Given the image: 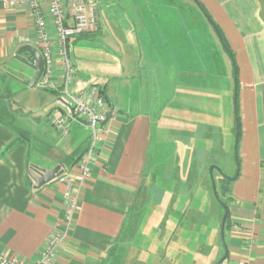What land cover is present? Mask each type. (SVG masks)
Returning a JSON list of instances; mask_svg holds the SVG:
<instances>
[{
	"label": "crops",
	"instance_id": "1",
	"mask_svg": "<svg viewBox=\"0 0 264 264\" xmlns=\"http://www.w3.org/2000/svg\"><path fill=\"white\" fill-rule=\"evenodd\" d=\"M64 1L70 12L72 0ZM196 1L221 30L234 55L236 68L233 66L234 70L229 71L226 68L222 56L225 53L228 60L232 57L206 16L214 38L210 34L209 44L202 48L197 42L200 34L195 32L192 37V29L186 28L188 37L180 38L175 36L173 28L170 38H180L176 41L179 43L170 40L167 43L164 32L159 29L156 37L152 28L147 27L148 22L141 18L140 36L151 59L140 65L132 50L126 57L122 56L119 68L111 69L109 74L103 72L100 83L91 84L90 78L89 82L74 83V94L93 86L107 98L116 114L110 123L111 135L100 144L91 176L81 189L80 210L69 228L65 223L67 185L58 177L35 189L29 172L61 166L63 177L76 174L78 162L90 144V129L72 121L69 139H59L56 128L49 123V114L55 107L47 111L45 121H40V130H14L0 120V251L34 262L49 237L63 233L65 241L52 264H106L125 232L135 205L151 201V191L163 192L154 182V173L161 170L169 174L177 183L174 184L177 190L180 179L188 181L195 170L197 141H210L206 131L211 129L215 141H220L221 118L216 100L221 98L216 92L217 82L226 84L225 89L228 93L229 88L230 92L229 77L234 72V94L236 74L239 82L241 164L229 202L225 261L226 264H264V0H191L202 11ZM145 16L146 13L141 15ZM47 23L55 39L49 17ZM96 31L100 34L102 31L97 19L94 30L72 37L69 46L72 39ZM24 46L40 51L33 14L26 7L7 10L0 7V65L12 58L17 60L18 51ZM213 47L217 56L211 50ZM53 49L55 63L47 81L60 84L62 68L57 46ZM23 57L34 64L28 53ZM168 74L173 77V86L165 85ZM172 87L173 96L168 104L173 108L169 112L163 105ZM233 107L228 112L236 127ZM197 130H201L199 136H195ZM35 136L39 141H34ZM167 141L174 153L168 150L170 153L165 157ZM36 142L39 144L35 145ZM10 144L13 145L5 153ZM31 150H35V157L30 155ZM182 182L185 189L177 190L178 193L188 190L189 183ZM157 202L161 204L158 198Z\"/></svg>",
	"mask_w": 264,
	"mask_h": 264
},
{
	"label": "rangeland",
	"instance_id": "2",
	"mask_svg": "<svg viewBox=\"0 0 264 264\" xmlns=\"http://www.w3.org/2000/svg\"><path fill=\"white\" fill-rule=\"evenodd\" d=\"M94 1L96 19L101 24L102 31L101 34L96 31L84 38L72 39L69 54L78 74L75 84L84 83L89 78L92 80L91 84L100 83L101 76L104 73L109 74L111 69L119 68L122 56L126 57L132 50L140 65L151 59L149 50L140 36L141 18L142 21L148 22L147 27L152 28L151 32L156 37L159 35V29L164 32L167 43L169 40L176 42L181 37L187 38L186 28L192 29V37L195 32L196 35L200 34L201 39L197 40L200 48L209 44L210 34L214 38V32H210V25L204 13L191 0ZM145 13L146 16L141 17ZM154 15L157 16L153 17ZM173 28L175 36H181L180 38H170L173 36L171 34ZM133 43H135L134 49H132ZM181 46L185 47L183 44ZM211 50L217 56L215 47ZM224 55L222 57L226 68L228 71L232 70L234 68L232 59L228 60V56ZM1 71L3 73L0 74V120L14 130L20 128H25L28 132L36 128L40 130V121H45L47 111L57 107L58 93L48 89L42 79L35 87H30L35 75L31 64L12 58L0 65ZM233 74L234 72L229 77L230 92L228 88L227 93L225 89L227 85L222 81L217 82L216 87V92L221 98L216 100L217 110L221 120L223 116L225 117L219 123L220 141H215L216 135L212 129L206 131L209 133L210 141H197L194 155L196 167L192 177L188 181L180 179V191L185 189L182 180L189 183L187 192H176L179 189L174 190V184L177 183L168 177L169 174L166 175L161 170L155 172L154 182L163 192L151 191L149 194L151 201L142 206L139 202L135 205L125 232L115 245L106 264H218L225 256L228 229L225 228L222 235L224 202L217 200L214 190L217 187L222 197L220 179L223 176L234 178L240 168L235 153V127L228 112V108L231 111L235 102ZM165 85L173 86V77L169 74ZM172 96L173 87L172 91L165 95V102L162 99V105L164 102L163 106H166L169 112L173 108V105L168 104ZM205 103L209 106V99H206ZM165 116L168 114L165 113ZM200 131H195V136H199ZM56 132L57 137L61 139L62 135L57 130ZM71 134L70 131L64 139L68 140L67 137ZM38 138L35 136L34 141H39ZM164 145L165 157L170 153L168 150L171 154L174 153L170 141ZM30 155L35 157V150H31ZM157 198L160 199L161 204L157 202ZM170 201L171 205H169ZM221 264H226V261Z\"/></svg>",
	"mask_w": 264,
	"mask_h": 264
},
{
	"label": "built area",
	"instance_id": "3",
	"mask_svg": "<svg viewBox=\"0 0 264 264\" xmlns=\"http://www.w3.org/2000/svg\"><path fill=\"white\" fill-rule=\"evenodd\" d=\"M71 3L69 12L64 0H0V7L6 10L26 7L34 16L37 43L45 64L41 79L46 77L47 88L59 95L57 107L49 114L52 126L63 138L69 135V124L72 121L83 123L91 131L90 144L78 162L77 173L59 177L60 182L67 185L65 191L67 228L73 224L75 215L80 210L81 189L91 176L92 165L95 163L100 144L111 135L110 123L116 114L114 107L93 86L86 87L80 94L73 92L77 71L69 56V41L72 37L95 29L96 3L93 0H72ZM47 17L52 20L55 39L49 30ZM55 46L62 68L60 84L47 81L55 63L53 52ZM61 110L64 112L60 113ZM65 238L63 233L52 234L44 245L40 257L34 262L0 251V264H52Z\"/></svg>",
	"mask_w": 264,
	"mask_h": 264
},
{
	"label": "water",
	"instance_id": "4",
	"mask_svg": "<svg viewBox=\"0 0 264 264\" xmlns=\"http://www.w3.org/2000/svg\"><path fill=\"white\" fill-rule=\"evenodd\" d=\"M25 53H28L30 55L34 64H31L28 59L23 57V54ZM16 59L25 64L32 65L35 71V75H34L33 80L30 83V87H35L38 84V82L41 80L43 73H44V68H45L44 59L40 51L32 46H24L18 51V55L16 56ZM63 172L64 171L62 170V167L57 166L54 169H50V170L36 168L35 170H31L29 174H30L32 181L34 182V188L41 189L45 185L54 181L56 178L60 177L63 174ZM237 175L231 179L234 180L237 177ZM222 206L225 210L224 216L222 218V235H223L224 229H225V222H226L227 215H228V208L224 203L222 204ZM227 254L228 252L226 249L225 256L221 259V261L218 264H221L225 261Z\"/></svg>",
	"mask_w": 264,
	"mask_h": 264
},
{
	"label": "trees",
	"instance_id": "5",
	"mask_svg": "<svg viewBox=\"0 0 264 264\" xmlns=\"http://www.w3.org/2000/svg\"><path fill=\"white\" fill-rule=\"evenodd\" d=\"M197 4L199 5V7L202 9L203 13L205 14L206 18L208 19V21H210L212 23V25L214 26L215 30L217 31L218 35L220 36L223 46L225 48V50L231 55L233 63H234V67L236 68V63L234 60V55L232 53V51L230 50L228 44L226 43L224 36L221 33V30L219 29V27L212 21V18L210 17V15L206 12V10L204 9V7L201 5V3H199L198 1H196ZM236 89H235V102H234V107H235V114H236V122H237V126L235 127V135H236V145H235V153H236V161L238 164V167H240L241 164V159H240V154H239V148H240V140H241V124H240V115H239V82H238V78H237V74H236ZM104 93V92H103ZM105 94V93H104ZM107 99V98H106ZM22 137H24L22 135ZM13 144H10L9 146L6 147L5 149V153L8 152V150L11 148ZM240 175V168H239V172L237 177L232 180L229 177L223 176L220 181H221V191H222V197H220V194L217 191V187L215 189V194L217 197V200L223 201L224 204L227 206L228 208V215H227V219L225 222V228L228 227V222L230 220V212H229V202L231 200V192H232V185L233 182H235ZM224 198V199H222ZM225 213V210L223 208V215Z\"/></svg>",
	"mask_w": 264,
	"mask_h": 264
}]
</instances>
